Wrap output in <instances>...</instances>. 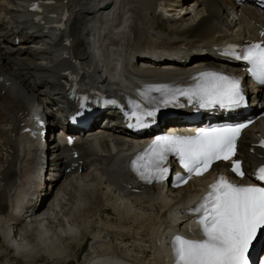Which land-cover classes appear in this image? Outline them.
Wrapping results in <instances>:
<instances>
[{
  "label": "bare ground",
  "instance_id": "bare-ground-1",
  "mask_svg": "<svg viewBox=\"0 0 264 264\" xmlns=\"http://www.w3.org/2000/svg\"><path fill=\"white\" fill-rule=\"evenodd\" d=\"M34 1L42 9L36 22L34 15L25 13ZM208 1L211 6L223 3ZM195 2L191 5L194 15L186 21L183 0H0V237L7 263H168L164 243L173 236L171 230L185 228L178 210L210 183V174L176 191L165 182L143 185L128 173L142 138L133 146L123 137L113 142L91 141L74 132L76 141L71 148L54 152L53 174L43 179L47 146L28 137L23 128L32 114L46 118L50 102L63 97L58 84L69 75L78 76L81 87L91 84L105 94L129 98L141 89L179 92L194 86L201 71L228 68L209 55L196 53L230 38L237 24L228 21L221 8L203 12L202 3ZM167 6L173 7V19L164 21L161 12ZM27 12L31 13L29 8ZM240 12L246 21L244 16L236 21L238 38L244 32L257 36L250 21H264L263 10L245 6ZM65 14L63 27L52 26ZM28 27L36 29L37 38H57L59 52L57 48L55 54L31 49L32 43L27 42L31 35L25 34ZM151 53L177 58L139 68L149 64ZM119 63H124L121 72ZM255 101L258 115L264 108L262 91ZM259 137H264V118L239 141L238 158L246 172L252 162L263 163L254 147ZM227 170V165L219 163L214 176ZM24 172L28 173L21 180ZM60 179L63 183L51 195ZM71 181L86 190V199L67 212L64 194ZM49 195L44 208L43 200Z\"/></svg>",
  "mask_w": 264,
  "mask_h": 264
},
{
  "label": "snow or ice",
  "instance_id": "snow-or-ice-1",
  "mask_svg": "<svg viewBox=\"0 0 264 264\" xmlns=\"http://www.w3.org/2000/svg\"><path fill=\"white\" fill-rule=\"evenodd\" d=\"M241 58L250 61L252 70L264 77V47L254 44ZM202 79L206 82L203 87L181 94L198 95L210 103L229 105L243 99L237 79L215 73L202 74ZM246 126L210 128L194 137L172 136L157 140L138 158L140 175L149 182L153 178L162 179L167 172L162 165L168 153L177 155L189 174L203 175L215 161H227L235 155L236 139L241 128ZM261 146L264 147V142ZM232 171L243 176L239 162L233 163ZM256 178L264 181V167L259 168ZM192 211L200 213L198 223L203 239L188 240L177 236L175 264H247L249 245L258 231H264V187L238 186L221 176L209 186L207 195Z\"/></svg>",
  "mask_w": 264,
  "mask_h": 264
},
{
  "label": "rangeland",
  "instance_id": "rangeland-1",
  "mask_svg": "<svg viewBox=\"0 0 264 264\" xmlns=\"http://www.w3.org/2000/svg\"><path fill=\"white\" fill-rule=\"evenodd\" d=\"M195 2V1H194ZM193 2V3H194ZM191 15H189L188 17H190ZM231 18L233 17L232 15L230 16ZM235 24H237L238 25V23L235 21ZM235 24H233V25H235ZM236 25V26H237ZM239 25H241V24H239ZM235 26V27H236ZM240 27V26H239ZM28 172H24V173H22L21 174V176H22V178H21V180H23V178L25 177V175L27 174ZM87 181V180H86ZM23 183V182H22ZM63 182H62V180H60L55 186H54V188H57V186L58 185H61ZM66 191H67V193H66ZM66 197V198H65ZM64 198H65V200H67V201H65L66 202V204H68L66 207H67V212L69 211V209H73L74 208V204L75 203H79V202H82L83 200H85L86 199V190L85 189H81V188H78L77 186L75 187V186H71V188L70 187H67L66 189H65V194H64ZM70 198V199H69ZM45 201H46V199H45ZM45 203H47L48 204V202H45ZM0 239H1V242H0V252L2 253V249H3V239H2V237H0ZM143 240H145V239H143ZM140 243V240L138 241V244ZM3 255H5V254H2V255H0V264H24L23 262H14V263H12V262H9V263H7L8 262V260H7V258H8V256H3ZM9 255L10 256H12V255H14V252H9ZM4 260V261H3ZM49 264L48 263V261H44V262H41L40 264ZM72 264H74V262L72 263Z\"/></svg>",
  "mask_w": 264,
  "mask_h": 264
}]
</instances>
